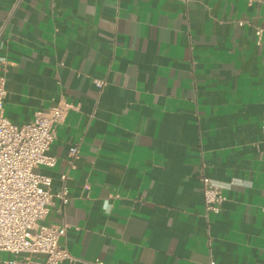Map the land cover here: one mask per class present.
Instances as JSON below:
<instances>
[{
  "label": "crops",
  "instance_id": "obj_1",
  "mask_svg": "<svg viewBox=\"0 0 264 264\" xmlns=\"http://www.w3.org/2000/svg\"><path fill=\"white\" fill-rule=\"evenodd\" d=\"M257 28L264 0H0L5 115L67 106L36 168L69 188L45 220L66 226L61 264H264Z\"/></svg>",
  "mask_w": 264,
  "mask_h": 264
},
{
  "label": "built area",
  "instance_id": "obj_2",
  "mask_svg": "<svg viewBox=\"0 0 264 264\" xmlns=\"http://www.w3.org/2000/svg\"><path fill=\"white\" fill-rule=\"evenodd\" d=\"M256 35L264 40V28H257ZM6 96L7 67L3 62L0 74V254L3 251L25 254L22 264H61L72 260L61 242L66 226L45 222L54 199L61 205L69 202V188L63 184L53 191L52 178L36 170L39 166L53 167L56 163L49 151L67 106L58 104L39 110L30 122L14 124L5 115ZM77 153L76 147L70 149L71 155ZM201 182L207 215L219 214L224 196L207 176H203ZM35 255L41 259L33 258Z\"/></svg>",
  "mask_w": 264,
  "mask_h": 264
},
{
  "label": "clouds",
  "instance_id": "obj_3",
  "mask_svg": "<svg viewBox=\"0 0 264 264\" xmlns=\"http://www.w3.org/2000/svg\"><path fill=\"white\" fill-rule=\"evenodd\" d=\"M108 207V205H107V203H105V208H107Z\"/></svg>",
  "mask_w": 264,
  "mask_h": 264
}]
</instances>
